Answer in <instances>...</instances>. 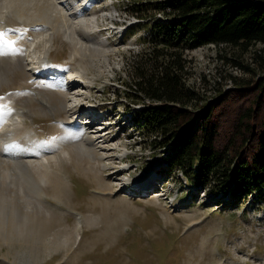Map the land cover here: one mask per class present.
<instances>
[{
    "label": "rangeland",
    "instance_id": "374dc122",
    "mask_svg": "<svg viewBox=\"0 0 264 264\" xmlns=\"http://www.w3.org/2000/svg\"><path fill=\"white\" fill-rule=\"evenodd\" d=\"M59 1L70 12L81 8L77 11L83 17L94 21L97 17L93 26L80 32L100 41L102 51L93 57H74L62 30L47 36L48 43L39 42L45 34L38 22L11 11L0 17V31L5 33L0 41L11 42L0 68V113L8 117L21 111L10 130L27 129V144H22L33 142L39 156L22 158L26 169H37H33L36 158L49 167L53 164L49 176L37 181L45 190L40 196L43 209L54 216L53 220L44 216L36 230H22L28 219L23 205L0 206V264H264V202L248 198L226 207L221 193L191 186L181 171L167 179L162 175L166 149L154 146L129 118L125 108L137 111L152 100L142 93L137 101L131 100L122 97L123 91L136 87L140 67L163 60L149 54L147 42L140 38L144 29L130 30L139 21L128 10L133 0H91L88 9L76 0ZM141 1L149 5L152 0ZM139 5L148 10V5ZM48 49L50 55L42 61ZM185 54L186 69L192 71L185 76L187 82L211 97L219 86L235 87L234 77L250 78L249 68H259L264 60V44L249 49L211 44ZM44 62L49 73H35L34 67ZM72 76L86 84L69 83ZM62 80L67 87L65 112L45 99L46 93L59 92L55 83ZM77 102L84 104L72 108ZM89 103L100 108L90 110L110 122L105 126L98 120L87 130L102 160L84 151L72 133L87 122H76L74 115ZM56 182L64 185L62 192L66 188L65 196L52 192ZM1 217L11 221L1 223Z\"/></svg>",
    "mask_w": 264,
    "mask_h": 264
},
{
    "label": "trees",
    "instance_id": "16d2710c",
    "mask_svg": "<svg viewBox=\"0 0 264 264\" xmlns=\"http://www.w3.org/2000/svg\"><path fill=\"white\" fill-rule=\"evenodd\" d=\"M141 3L148 5L133 0L128 8L139 19L131 31L144 29L149 54L163 60L140 67L136 87L124 83L122 97L152 100L125 109L154 146L166 149V176L183 172L191 186L221 193L226 207L264 202V60L249 68L250 78L234 77L235 87L219 86L211 97L185 77L192 74L185 51L264 44V0H152L148 10Z\"/></svg>",
    "mask_w": 264,
    "mask_h": 264
},
{
    "label": "bare ground",
    "instance_id": "6f19581e",
    "mask_svg": "<svg viewBox=\"0 0 264 264\" xmlns=\"http://www.w3.org/2000/svg\"><path fill=\"white\" fill-rule=\"evenodd\" d=\"M9 11L14 12L21 18H27L28 20H31L33 22H38L37 28L41 30L42 34H45L40 38L41 40H38L39 42L46 41L48 43L50 38H47V36L49 37L50 34L53 35L52 33H58L60 30H62L64 32V35L67 37V39H69L74 48V57L76 55H80L82 59L86 56L93 57L94 54L102 51L103 45H101L100 41H93L89 38L90 35H87L88 33L86 34V32H82V35L80 32V30L87 31L91 26L94 25L95 21L91 18L87 19L83 17V13L81 11H68L67 7L59 0H0V17L3 18ZM36 40H34L33 42L37 44L38 41ZM10 50L11 49L7 45L0 41V68H3L5 66V56L10 53ZM49 55L50 50L48 49V51L46 50V54L44 55V57L42 58V55L40 58H42L43 61ZM20 63L21 66H25L24 59L20 58ZM43 68V71H48L46 70V62H44ZM43 71H38L37 74L43 75ZM72 77L75 78V80L73 79L74 81H77L78 79L80 81L82 80L81 77ZM69 83L72 82L69 81ZM55 85L58 88L59 92L53 90L52 93H46L45 99L54 108L56 107L59 110L61 109L65 112L67 111V105L65 103L67 97V94H65V92L67 91L66 82L64 80L60 82L58 81L55 83ZM20 109L23 112L25 111L23 107H21ZM89 112V107H85L84 111H82V113L80 114V116L87 115V117L89 118L88 123L81 124V127H78L82 132L79 130H75L72 133H76V135H78L76 142L84 151L90 153L91 156L100 158L102 160L103 156L98 153L96 148L92 147L91 138L89 135H87L88 128L94 127L95 122H97L96 120H98L99 117ZM87 117L82 122H85V120H87ZM77 121H79V118L77 119ZM71 122L73 123V121ZM12 124H14V115L7 117L5 115H1L0 113V206L17 207L23 205V207L26 209L28 219H26L24 223L25 225L23 224L21 226V228L23 226L25 227L22 230L29 229V227L36 230L35 225L40 222V220L43 219L44 216H47L48 218H50V220L54 219L53 215L50 216V212L46 213L47 210L45 211L43 209V204H41V197L43 196V193H45V190L42 189L43 186L39 187L37 181L38 178L45 177L46 179V177L49 176V173L52 172H49V170L50 168H53V164L52 167H49L50 164H44L42 161L39 162L40 158L39 160L38 158H36L37 160H35L39 163L37 162L36 165H33L35 164L33 163L32 165L35 167H33V169L37 168L38 170L36 169L35 171H33L30 170V168L26 169L27 166L25 167V164L23 162L25 159L22 161V158H30L34 160L33 158H35L36 156L39 157L35 153L36 148L34 149V146L36 145H33V142L30 143V141L28 146L22 144L27 138L25 136L27 134L25 132L27 129H20L18 130L20 131L19 133L12 132L10 130L12 128ZM74 129L75 128H73L72 130ZM18 137H21L20 142ZM32 162L30 161V163ZM19 168L20 170H25V172H18ZM48 178L49 180H51V176ZM27 181L28 185L25 184V182ZM35 181L37 182V184ZM56 181L58 182V180ZM61 181H63V179ZM51 182H53V179L51 180ZM51 182L49 181L50 185ZM57 182L56 184L58 185ZM64 182L66 181H63L62 183ZM51 187H54V191L52 192H58L61 193V195L65 194L64 192H66V188L64 189V192L61 191V187H64V185ZM63 196L65 195H62V197ZM3 219L4 218L1 217V223L5 221V219ZM9 221H11V219ZM9 221H5V223H8ZM33 235H36V231L33 232Z\"/></svg>",
    "mask_w": 264,
    "mask_h": 264
},
{
    "label": "snow or ice",
    "instance_id": "6c2138e0",
    "mask_svg": "<svg viewBox=\"0 0 264 264\" xmlns=\"http://www.w3.org/2000/svg\"><path fill=\"white\" fill-rule=\"evenodd\" d=\"M4 35H5V33H4L3 31H0V38H3ZM4 44L10 46L11 42L5 40V41H4Z\"/></svg>",
    "mask_w": 264,
    "mask_h": 264
},
{
    "label": "clouds",
    "instance_id": "9594fccd",
    "mask_svg": "<svg viewBox=\"0 0 264 264\" xmlns=\"http://www.w3.org/2000/svg\"><path fill=\"white\" fill-rule=\"evenodd\" d=\"M145 33V32H144ZM146 34V33H145Z\"/></svg>",
    "mask_w": 264,
    "mask_h": 264
}]
</instances>
